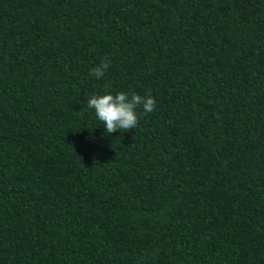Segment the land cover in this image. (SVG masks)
<instances>
[{"label": "trees", "instance_id": "16d2710c", "mask_svg": "<svg viewBox=\"0 0 264 264\" xmlns=\"http://www.w3.org/2000/svg\"><path fill=\"white\" fill-rule=\"evenodd\" d=\"M0 264H264V0H0Z\"/></svg>", "mask_w": 264, "mask_h": 264}, {"label": "clouds", "instance_id": "9594fccd", "mask_svg": "<svg viewBox=\"0 0 264 264\" xmlns=\"http://www.w3.org/2000/svg\"><path fill=\"white\" fill-rule=\"evenodd\" d=\"M110 61L101 60L100 64L90 70V75L103 78ZM155 99L150 95L120 91L116 94H93L87 99V107L94 109L95 115L102 122L106 132L111 134L118 130H132L138 123L137 109L142 106L145 113L155 110Z\"/></svg>", "mask_w": 264, "mask_h": 264}]
</instances>
